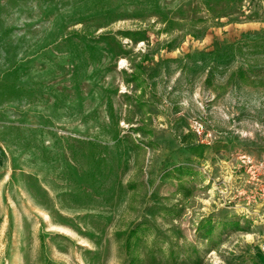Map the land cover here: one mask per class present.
Instances as JSON below:
<instances>
[{"label":"rangeland","instance_id":"1","mask_svg":"<svg viewBox=\"0 0 264 264\" xmlns=\"http://www.w3.org/2000/svg\"><path fill=\"white\" fill-rule=\"evenodd\" d=\"M263 243L264 0H0V264Z\"/></svg>","mask_w":264,"mask_h":264},{"label":"trees","instance_id":"2","mask_svg":"<svg viewBox=\"0 0 264 264\" xmlns=\"http://www.w3.org/2000/svg\"><path fill=\"white\" fill-rule=\"evenodd\" d=\"M175 170H180V169H177V168H176ZM138 227H139V226H137L136 228L132 229V230L130 231V233H129L127 239H126L125 247H126L127 250H129V248L131 247V238L134 237V239H135V238L138 239V236H137V234H136V232L138 231Z\"/></svg>","mask_w":264,"mask_h":264},{"label":"built area","instance_id":"3","mask_svg":"<svg viewBox=\"0 0 264 264\" xmlns=\"http://www.w3.org/2000/svg\"><path fill=\"white\" fill-rule=\"evenodd\" d=\"M261 251H262L263 254H264V243H263V245L261 246Z\"/></svg>","mask_w":264,"mask_h":264}]
</instances>
